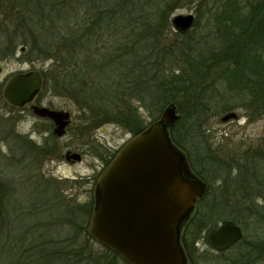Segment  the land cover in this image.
Listing matches in <instances>:
<instances>
[{"label":"trees","instance_id":"1","mask_svg":"<svg viewBox=\"0 0 264 264\" xmlns=\"http://www.w3.org/2000/svg\"><path fill=\"white\" fill-rule=\"evenodd\" d=\"M22 1L23 10L14 17L15 31L21 32V41L27 47L25 53L31 58L35 50L36 54H43L44 59L54 62L42 70L44 89L53 88L55 93L72 98L92 116L91 123L95 125L100 117L135 135L158 120L164 106L183 100L188 102V107L169 127L171 140L182 145L177 127L180 125L179 130L185 129L186 133L196 130V126L202 127L207 116L204 100L213 99L212 86L218 80L228 83L234 91L240 89L246 68L247 72L264 79V59L257 54L264 49V0ZM186 5L195 7L193 26L202 16L212 15L213 46H210L209 34L196 37L193 33L196 30L190 28L172 30L171 13ZM3 13L13 18L6 10ZM14 46L0 49V54L6 55L7 50L13 52ZM215 75L218 77L214 78ZM139 107L149 111L151 121L142 118ZM51 135L52 147L46 141L39 145L38 157L59 152V137ZM203 157L209 165L214 164V170L223 164L215 155L206 153ZM196 174L202 177L201 172ZM2 188L0 180V221L9 227L13 222H10ZM210 194L208 190L199 204L207 205ZM90 205L88 214L93 212ZM206 217L204 214L197 223L195 236L203 228L210 229L216 224V219ZM7 234L11 236V230ZM185 236L186 233L182 236L183 245ZM55 242V247L44 239L18 244L22 250L13 259L12 251L8 252L0 240V264H61V259L53 256L64 257V240ZM70 245L67 253L71 257L81 254L88 261L82 249L70 248ZM103 247L105 252L98 255V264H114L116 258L123 259L114 249L104 244Z\"/></svg>","mask_w":264,"mask_h":264},{"label":"rangeland","instance_id":"2","mask_svg":"<svg viewBox=\"0 0 264 264\" xmlns=\"http://www.w3.org/2000/svg\"><path fill=\"white\" fill-rule=\"evenodd\" d=\"M22 2L24 1L4 0L0 3V49L5 50L7 46L15 44L13 52L7 50L6 55L0 54L4 67L0 74V92L9 74L32 68L44 69L54 63L53 59H44L43 54L38 55L35 50L31 58L25 53L27 47L21 41V32L15 31L17 25L14 17L17 16L18 11L22 12ZM4 10L13 18H7L3 13ZM188 12H193L196 17L195 7L186 5L171 13L170 20L178 13ZM211 16L210 13L202 16L199 23H195L190 29L196 30L193 32L196 37L199 34H209V43L213 46L215 35L211 31L214 29ZM172 30L175 31L173 24ZM23 47L24 50L21 49ZM257 54L262 55L264 59V49L259 50ZM255 69L259 70V66ZM245 70L246 76L253 75L247 72L249 69ZM216 77L218 76L215 75L214 78ZM260 82V87L264 88V79L261 78ZM232 83L234 84L235 81L232 80ZM212 87L213 99L204 100L207 105L205 108L207 116L203 119L202 127L196 126L198 132L190 130L186 133L185 129L179 130V125L178 137L189 154L193 170L201 172L202 180L207 181L211 187L212 194L207 198L208 204H201V210L207 214V217L216 219V223L223 219L242 222L244 233L254 240L257 236L264 235V223L258 224L255 220L253 222L255 218L252 216L246 217L251 223L243 221L238 213V202H241L240 199L243 197L239 199V194L223 191L222 166L214 170V164L209 165L203 156L209 153L215 155L217 159H222L224 154L222 146L226 138L234 145L243 141V147L255 146L257 141L262 142L264 111L252 115L248 121L245 110L243 113L240 110L242 115L239 118L231 117L222 121L220 117L226 111L223 108H236L242 103V91L240 89L234 91L230 89L228 83L220 80ZM38 99L42 101V106L70 112L71 124L64 135L57 136L60 144L59 152L55 153L56 155L46 154L38 157L39 145L46 141L52 147L54 141L51 134L54 126L51 127L47 119L35 115L28 105L14 108L0 95V180L3 181L2 192L5 193L4 199L9 207L10 222H13L12 226L4 227L0 221L1 244H5L6 250L12 251V258L16 259L22 250L18 244L44 239L50 246L55 247L57 245L55 241L63 239L64 257L58 258L55 255L54 259H61V264L63 262L64 264H98V255L105 250L103 244L89 234L90 214L86 210L91 205L87 202L93 195L95 182L105 168L109 153L120 149L133 133L113 121H102L100 117L97 118L100 122L96 125L91 123L93 118L88 112L80 109L72 98L55 93L53 88L42 87ZM176 105L178 113L182 115L188 107V102L179 100ZM139 112L146 122L152 120L149 111L144 107H139ZM68 151L70 155L78 153L80 157L67 158ZM237 181V178L233 177L229 180V186H235ZM250 197L252 203L264 202L263 198L253 192ZM8 229L11 230V236L7 234ZM208 230L209 228H203L200 235H205ZM69 241L72 242L71 245L68 244ZM68 245L70 248L82 249L83 256H87L88 261H84L81 254L71 257L67 253ZM195 258L194 264H240L235 251L218 255L212 252L207 244H204L202 252ZM260 260L264 263L263 258ZM114 264L128 263L122 258H116Z\"/></svg>","mask_w":264,"mask_h":264},{"label":"water","instance_id":"3","mask_svg":"<svg viewBox=\"0 0 264 264\" xmlns=\"http://www.w3.org/2000/svg\"><path fill=\"white\" fill-rule=\"evenodd\" d=\"M193 12L171 19L175 30L185 31L195 22ZM1 68V67H0ZM43 74L34 68L12 75L3 95L13 106L30 102L41 91ZM32 111L50 118L53 133L62 136L70 124V112L38 104ZM177 105L164 106L160 118L133 135L116 153L97 181L96 202L89 231L132 264H185L180 241L181 225L193 210L206 183L185 172L186 157L171 140L169 127L180 118ZM234 111L221 115L226 121ZM79 158L78 153H66ZM242 236L240 226L226 219L207 233L209 244L224 250Z\"/></svg>","mask_w":264,"mask_h":264},{"label":"flooded vegetation","instance_id":"4","mask_svg":"<svg viewBox=\"0 0 264 264\" xmlns=\"http://www.w3.org/2000/svg\"><path fill=\"white\" fill-rule=\"evenodd\" d=\"M21 49L24 50V47ZM0 67H1L0 68V74H1L4 69L1 59H0ZM32 69L20 71V72H27ZM40 70L42 72L43 69H40ZM20 72H16V73H20ZM16 73L9 74L5 78L3 87L0 92L2 99L14 108L16 106H13L12 104H10L4 97L3 88L7 80ZM260 79H261L260 75L255 74V73L252 76H246V75L243 76L242 82L244 83H241L240 85V90L242 91L241 96L243 98L242 103L236 108L232 107V108L227 109L224 113L234 111L236 113V117H232V118L235 119V118H239L242 115L243 111L245 110L247 120L249 121L252 115L253 116L257 115L261 110L264 111V92L263 93L261 92L263 88L260 87V83H261ZM38 94L34 97L32 101L25 103L23 106L28 105L31 108L32 104L43 105L42 101L38 99ZM23 106H20V107H23ZM20 107H16V108H20ZM234 109H236L237 111ZM240 110H242V113H240ZM41 118L47 119L50 122L51 127L52 125L54 126V123L50 118L48 117H41ZM70 124H71V121H70ZM70 124L68 125V127L70 126ZM231 142L232 141H230V139L226 138L225 144L222 146L223 153H224L221 159L223 163L222 169L224 171L223 191L229 194L230 193L239 194V199L241 196L243 197L242 199H240L241 202H238V211H239L238 213L243 218V221L245 220L247 223H251V221L246 220V217L252 216L255 218L252 220L253 222L255 220L256 222H258V224H263L264 223V202L256 201L252 203L251 201L252 199L251 197L249 198V195L253 192L258 197L263 198V201H264V140L260 143H258L257 141V144L255 146L248 145L247 147H243V141L242 143L240 142L239 144L235 142L236 143L235 145L232 144ZM176 145L184 153L186 157L187 163L184 169L186 174L189 176L191 175L198 176L196 174V171H194L192 168L190 157H189L187 150L184 149V147L181 144H176ZM118 151L119 149L116 152L109 153L108 160L105 165V168L103 169V172L106 169V167L110 164V162L112 161V159L114 158V156L116 155ZM233 177L237 178L238 181L236 182L235 186H229V180L230 179L232 180ZM97 181L95 182L93 195L89 198L90 200H88L87 202L89 204L90 203L92 204V210L94 209L95 202H96ZM205 183L207 186H206L204 194L198 198L190 215L186 219H184L181 225L180 241H181V244L183 246L184 253L186 256L185 264H194L196 260L195 256H198L200 252H202L204 244H207L210 247V250L218 255H225L228 252L235 251L238 256L240 264H264V263H261V260H260L261 258L264 259V235L257 236L256 239L254 240L248 238L247 235L244 233V226L242 222L238 223L235 221L241 228V231H242L241 238L237 242L232 244L230 247L224 250L214 249L209 244L208 238H207L208 232L205 235L202 234V235L195 236L194 229L197 223L200 221V219L204 217V212L201 210V207H200L201 204H199V200L203 199L206 196L208 190L209 191L211 190V188H209L208 186V183L207 182ZM91 216H92V212L89 216L90 224H91ZM224 220L226 219H223L219 223H216L210 229L220 226ZM185 233H186V236H185L186 241H185V244L183 245L182 236ZM127 263L132 264L129 262Z\"/></svg>","mask_w":264,"mask_h":264}]
</instances>
